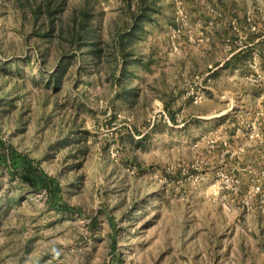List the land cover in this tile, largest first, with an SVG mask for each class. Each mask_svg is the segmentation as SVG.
Segmentation results:
<instances>
[{
	"label": "rangeland",
	"instance_id": "rangeland-1",
	"mask_svg": "<svg viewBox=\"0 0 264 264\" xmlns=\"http://www.w3.org/2000/svg\"><path fill=\"white\" fill-rule=\"evenodd\" d=\"M138 2L0 0V139L77 208L0 158V264H264V0H147L118 82Z\"/></svg>",
	"mask_w": 264,
	"mask_h": 264
},
{
	"label": "trees",
	"instance_id": "trees-1",
	"mask_svg": "<svg viewBox=\"0 0 264 264\" xmlns=\"http://www.w3.org/2000/svg\"><path fill=\"white\" fill-rule=\"evenodd\" d=\"M150 4L147 3V0H139L138 2V12L131 14V22L127 29L117 37L115 41V48L119 52V57L117 58L118 61V75L115 80L121 82L122 80L125 81L129 76L135 74V69L138 66L143 65V59L140 56H135V54L131 50L132 43L138 38L137 31L142 30V24L147 21L151 20L150 17ZM41 10V7L38 6L37 9H33L37 14ZM83 24H77L76 33L80 34L81 40L87 41L86 39H91L95 36L91 26L87 28ZM79 37V35H78ZM86 42H84L85 44ZM89 49L81 55V61L91 63L92 65H100L103 59L106 56L105 48H103V43L99 38H96L90 41L88 44ZM65 56L61 58V61L56 65L53 72L49 74V79L47 80V84L54 85L55 88L59 87L61 84V73L63 71L62 63ZM224 64H228V60L224 62ZM144 64L143 66L145 67ZM121 85V84H120ZM138 87L134 86L132 88H124L122 84V89L119 93V97L122 100H126L130 102V99L133 93H137ZM145 138V134L141 136L140 140ZM20 156L18 153L16 154L9 146H7L1 139H0V158H6L9 163H16L18 165L15 167L16 176L20 179L25 180L28 184H30L33 188H46L49 192L50 197L53 200V204L58 208L66 207V209H73L76 210L75 207L66 206L61 202V199L58 196L60 191V185L57 180L53 177L47 175L38 160H33L28 157H20L18 162H15L14 159Z\"/></svg>",
	"mask_w": 264,
	"mask_h": 264
}]
</instances>
